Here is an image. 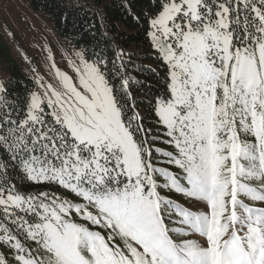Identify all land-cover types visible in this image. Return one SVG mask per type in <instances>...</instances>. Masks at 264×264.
<instances>
[{
  "label": "snow or ice",
  "instance_id": "obj_1",
  "mask_svg": "<svg viewBox=\"0 0 264 264\" xmlns=\"http://www.w3.org/2000/svg\"><path fill=\"white\" fill-rule=\"evenodd\" d=\"M103 4L0 76V264H264V0H119L157 68Z\"/></svg>",
  "mask_w": 264,
  "mask_h": 264
},
{
  "label": "rangeland",
  "instance_id": "obj_2",
  "mask_svg": "<svg viewBox=\"0 0 264 264\" xmlns=\"http://www.w3.org/2000/svg\"><path fill=\"white\" fill-rule=\"evenodd\" d=\"M9 30L15 33V39ZM69 47L52 22L32 8L30 0H0V76L12 77L19 72L30 81L35 69L46 82L59 87L53 61L48 59L49 50L56 65L72 74L66 65Z\"/></svg>",
  "mask_w": 264,
  "mask_h": 264
},
{
  "label": "trees",
  "instance_id": "obj_3",
  "mask_svg": "<svg viewBox=\"0 0 264 264\" xmlns=\"http://www.w3.org/2000/svg\"><path fill=\"white\" fill-rule=\"evenodd\" d=\"M80 2L83 0H30L32 8L47 17L52 22L57 34L65 40L74 31V23L79 21L76 5ZM134 4L139 9L146 4V0H134ZM102 6L110 18L109 23L112 27L110 35L119 38L120 47L132 54L137 64L144 63L157 68L156 61L145 59L151 52L150 45L137 22L131 16L124 14L119 7V0H104ZM65 13H67V19H64ZM12 77L14 80H19L20 84L29 83V80L25 79L19 72H14ZM148 83L155 86L154 80H149ZM20 84L16 87L22 92L23 89Z\"/></svg>",
  "mask_w": 264,
  "mask_h": 264
}]
</instances>
